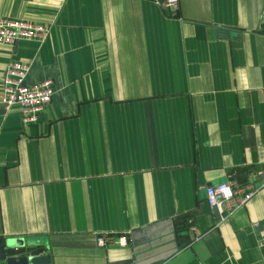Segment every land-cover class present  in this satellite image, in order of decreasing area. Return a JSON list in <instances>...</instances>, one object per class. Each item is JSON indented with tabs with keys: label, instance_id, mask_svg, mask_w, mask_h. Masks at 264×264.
Here are the masks:
<instances>
[{
	"label": "crops",
	"instance_id": "crops-1",
	"mask_svg": "<svg viewBox=\"0 0 264 264\" xmlns=\"http://www.w3.org/2000/svg\"><path fill=\"white\" fill-rule=\"evenodd\" d=\"M163 1L0 0L48 27L0 43V87L12 60L55 84L31 123L0 102V239L37 242L7 255L264 264V0ZM220 181L257 189L224 215Z\"/></svg>",
	"mask_w": 264,
	"mask_h": 264
},
{
	"label": "built area",
	"instance_id": "built-area-1",
	"mask_svg": "<svg viewBox=\"0 0 264 264\" xmlns=\"http://www.w3.org/2000/svg\"><path fill=\"white\" fill-rule=\"evenodd\" d=\"M163 3L172 9L177 6V0H164ZM262 21L264 24V7ZM47 30L48 27L44 23L0 16V43H13L22 38H41ZM28 70L27 63L18 60L9 61L0 87L2 105L5 108L18 105L21 119L25 123L34 122L38 118L46 104L51 101L55 90L52 78L34 83L27 82ZM260 185L264 186V181ZM256 189L251 183L246 187H237L228 181H220L206 187V201L211 206L215 205L225 215L246 203ZM107 237L108 234L97 235V244L104 245ZM118 240L119 243L126 242L124 235L119 236Z\"/></svg>",
	"mask_w": 264,
	"mask_h": 264
},
{
	"label": "water",
	"instance_id": "water-1",
	"mask_svg": "<svg viewBox=\"0 0 264 264\" xmlns=\"http://www.w3.org/2000/svg\"><path fill=\"white\" fill-rule=\"evenodd\" d=\"M217 212V207L212 205ZM219 217V214H217ZM34 239H26L22 237H9L0 239V258L6 257L9 264H38L49 261V255L47 253L34 254V255H7L6 251L13 248H19L27 245L36 244Z\"/></svg>",
	"mask_w": 264,
	"mask_h": 264
}]
</instances>
